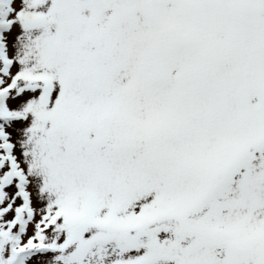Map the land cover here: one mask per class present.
Instances as JSON below:
<instances>
[{"label": "snow or ice", "instance_id": "obj_1", "mask_svg": "<svg viewBox=\"0 0 264 264\" xmlns=\"http://www.w3.org/2000/svg\"><path fill=\"white\" fill-rule=\"evenodd\" d=\"M0 264H264V0H0Z\"/></svg>", "mask_w": 264, "mask_h": 264}]
</instances>
